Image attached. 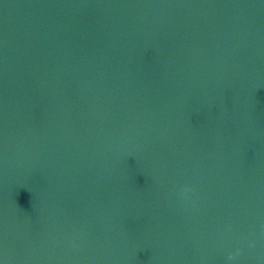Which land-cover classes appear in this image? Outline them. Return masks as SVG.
Instances as JSON below:
<instances>
[{
	"label": "water",
	"instance_id": "1",
	"mask_svg": "<svg viewBox=\"0 0 264 264\" xmlns=\"http://www.w3.org/2000/svg\"><path fill=\"white\" fill-rule=\"evenodd\" d=\"M0 264H264V0H0Z\"/></svg>",
	"mask_w": 264,
	"mask_h": 264
}]
</instances>
